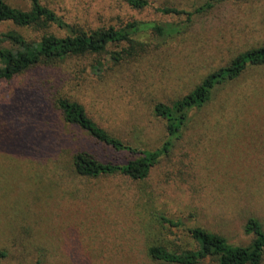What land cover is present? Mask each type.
<instances>
[{
	"label": "rangeland",
	"instance_id": "rangeland-1",
	"mask_svg": "<svg viewBox=\"0 0 264 264\" xmlns=\"http://www.w3.org/2000/svg\"><path fill=\"white\" fill-rule=\"evenodd\" d=\"M40 1L69 24L97 28L130 17L182 21L183 16H164L155 8L192 10L203 0H149L151 6L142 11L119 0ZM9 3L30 7L27 0ZM25 33L36 37L41 31ZM169 40L161 46L167 61L152 66L145 59L135 79V65L102 81L89 75V68L81 80L74 79L75 70L89 62L80 58L0 82V248L9 253L1 264H32L39 254L42 264H160L144 252L154 230L143 221L153 212L180 221L171 228L173 236L164 238L183 245L189 243L186 229L194 226L218 232L232 244L250 241L243 231L247 218L256 217L264 227V88L257 96L253 90L264 69L216 88L210 101L192 109L182 137L142 181L120 174L74 178L70 170L45 162L41 143L54 129L70 137L71 146L82 142L81 132L55 116L54 92L82 101L123 140L159 147L165 132L150 104L186 94L234 54L263 43L264 0L223 4ZM44 74L54 84L42 93L34 82ZM54 169L61 176L54 177Z\"/></svg>",
	"mask_w": 264,
	"mask_h": 264
},
{
	"label": "trees",
	"instance_id": "trees-1",
	"mask_svg": "<svg viewBox=\"0 0 264 264\" xmlns=\"http://www.w3.org/2000/svg\"><path fill=\"white\" fill-rule=\"evenodd\" d=\"M9 1L0 0V82H10L13 78L38 67L43 72H50L52 66L57 63L80 58H89V62L88 65L75 70L74 79L80 76L81 80L82 72H85L86 68H89V75H95L101 81L113 75L115 78L131 69L133 65L136 66V69L132 70L135 74V77H132L135 79L141 69L138 65L142 66L145 59L149 60L152 66L167 61L169 53L161 46L169 38L182 33L196 18L223 4L253 0H203L192 10L161 5L155 8L160 14L177 18L183 16L184 19L159 22L130 17L120 24L97 28L69 24L40 0H27L30 2L28 9L13 6ZM119 1L136 11H142L152 4L149 0ZM29 30L41 33L32 37L25 33ZM156 37L164 39L154 42L152 39ZM254 69H264V42L234 54L226 64L208 72L186 94L171 101L155 99L150 104L151 112L155 118L162 121L165 132V139L155 148H146L123 140L114 135L111 129L101 125L82 101L54 92L50 101L58 112L55 116L60 114L62 124L81 132L82 142L71 146L70 137L60 133V129H54V134L49 133L48 139L41 143L46 153L44 160L46 163L56 164L61 170H70L74 178L97 179L120 174L134 181H142L160 157L171 150L175 141L182 137L189 121V112L210 101L216 88H223L232 81L241 80L246 73ZM39 78L34 84L38 83L44 88V91L40 92L44 93L45 89L53 88L54 83L46 74ZM255 81L253 90L257 96L262 91L260 88H264V74ZM248 96L244 95L245 98ZM97 145L103 153L97 152ZM62 154L69 155L68 159H61ZM58 171L53 170L54 177L61 176ZM56 181L53 180L55 183ZM143 224L154 230L145 245V255L160 264L264 262V227L253 216L247 218L243 226L244 233L251 235L247 244L229 243L224 235L197 226L186 229L189 243L183 245L170 242L164 237L173 236L171 228H177L180 221L170 219L163 213H150ZM8 255L5 249L0 248V264ZM40 255L32 264H42ZM44 255L42 252V256Z\"/></svg>",
	"mask_w": 264,
	"mask_h": 264
}]
</instances>
